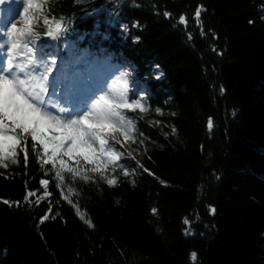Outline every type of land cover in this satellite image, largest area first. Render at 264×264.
Returning a JSON list of instances; mask_svg holds the SVG:
<instances>
[{"label":"trees","instance_id":"16d2710c","mask_svg":"<svg viewBox=\"0 0 264 264\" xmlns=\"http://www.w3.org/2000/svg\"><path fill=\"white\" fill-rule=\"evenodd\" d=\"M39 1L62 54L133 66L143 146L115 185L61 183L29 138L27 165L0 167V264H264V0Z\"/></svg>","mask_w":264,"mask_h":264},{"label":"snow or ice","instance_id":"6c2138e0","mask_svg":"<svg viewBox=\"0 0 264 264\" xmlns=\"http://www.w3.org/2000/svg\"><path fill=\"white\" fill-rule=\"evenodd\" d=\"M15 5L23 10L18 12ZM41 7L36 0H0V167L17 164L18 150L24 152L27 165L30 138L41 167L51 165L61 183L66 173L85 181L91 179L89 173H99L110 186L115 185V178L103 174L108 168L124 167L119 163L123 153L116 148L121 144L117 134L128 139L134 128L122 110L139 107L141 101L129 102L127 83L118 88L119 79L113 81L110 93L94 99L113 73L99 69L75 45H69L64 55L59 44L54 48L48 43L45 38L59 41L67 28L61 19L50 21L38 11ZM201 12V8L195 11L198 24ZM17 15L20 26L13 22ZM41 18L43 30L38 27ZM179 24L187 25L184 15ZM208 127L212 128L211 119ZM85 165L91 167L85 169ZM39 184L45 188L43 197L49 196V180L40 179ZM36 195L28 191L24 199ZM46 219L47 215L41 222ZM81 219L93 227L90 220Z\"/></svg>","mask_w":264,"mask_h":264},{"label":"rangeland","instance_id":"374dc122","mask_svg":"<svg viewBox=\"0 0 264 264\" xmlns=\"http://www.w3.org/2000/svg\"><path fill=\"white\" fill-rule=\"evenodd\" d=\"M37 3H40L39 0H36ZM41 4V3H40ZM17 8V11H22V5H15ZM41 8L38 9L40 12ZM20 26V20L19 16L17 15L16 19L13 21ZM10 27V24L8 25ZM85 55H89L93 61L96 62L97 67L99 69H105L113 74L108 77L107 83L104 85V90L98 91L95 94L94 99H98L99 95L102 94H108L111 91V86L113 81L119 79L121 83L117 86L118 88H122L124 83H127V88L128 91L126 93L127 98L129 99V102L133 98L139 99L141 101V104L139 107H134L133 109H123L122 111L125 112L126 116L131 119L134 123V128L131 129L129 133L128 139H125L124 136L118 135V138L121 141L120 145H116V148L120 150L123 153V157L120 161L122 165H124L127 168H130V165L133 164L134 162H137L139 158L141 157V149L143 146V139L139 136L137 132V113L139 115H144L146 113L145 111V102L143 101L142 98V91L146 89V86L141 85L136 79H135V74L133 71V66L129 65L127 68H122L120 65L112 60L111 58H106L102 59L98 55H92L89 50H81ZM143 108L144 110H141ZM134 141V142H133ZM122 145V147H121ZM131 172V171H130Z\"/></svg>","mask_w":264,"mask_h":264}]
</instances>
